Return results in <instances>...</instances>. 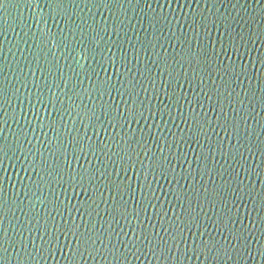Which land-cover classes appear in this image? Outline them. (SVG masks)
<instances>
[{"label":"water","instance_id":"water-1","mask_svg":"<svg viewBox=\"0 0 264 264\" xmlns=\"http://www.w3.org/2000/svg\"><path fill=\"white\" fill-rule=\"evenodd\" d=\"M0 264H264V0H0Z\"/></svg>","mask_w":264,"mask_h":264}]
</instances>
